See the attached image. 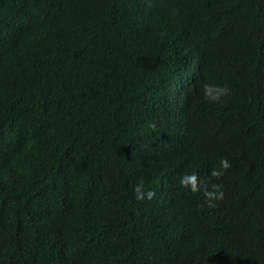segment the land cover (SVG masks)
<instances>
[{"label": "trees", "instance_id": "trees-1", "mask_svg": "<svg viewBox=\"0 0 264 264\" xmlns=\"http://www.w3.org/2000/svg\"><path fill=\"white\" fill-rule=\"evenodd\" d=\"M0 264H264V0H0Z\"/></svg>", "mask_w": 264, "mask_h": 264}, {"label": "clouds", "instance_id": "clouds-1", "mask_svg": "<svg viewBox=\"0 0 264 264\" xmlns=\"http://www.w3.org/2000/svg\"><path fill=\"white\" fill-rule=\"evenodd\" d=\"M201 88L205 99L213 103H221L231 94V89L227 85L205 83ZM231 166L230 161L226 157H222L219 161V167H214L212 169L210 178L220 180ZM179 182L182 187L190 189L193 193L202 191L205 198L210 202V207L214 206L212 202L223 200L224 198L222 184L209 182L202 187L200 177L195 172L182 175ZM133 191L137 200H143L145 198L152 200L156 197V192L151 189H145L143 182H138Z\"/></svg>", "mask_w": 264, "mask_h": 264}]
</instances>
